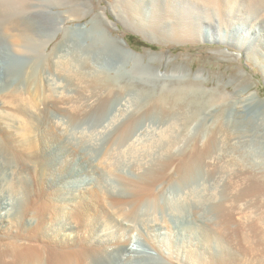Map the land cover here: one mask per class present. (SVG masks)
Masks as SVG:
<instances>
[{
	"label": "rangeland",
	"instance_id": "374dc122",
	"mask_svg": "<svg viewBox=\"0 0 264 264\" xmlns=\"http://www.w3.org/2000/svg\"><path fill=\"white\" fill-rule=\"evenodd\" d=\"M62 1L65 7L50 8L77 6L87 15L72 17L45 52L42 40L53 33L39 28V44L21 52L30 44L16 45L6 22L25 12L22 1L0 0V86L6 79L22 83L30 68L33 77L25 133L0 122V253L16 240L48 252L32 264H53L51 251L73 243L95 264H264V23L253 46L229 27L224 32L243 48L206 37L179 42L130 29L115 0ZM151 4L143 3L147 24ZM241 8L236 30L255 36L264 10ZM76 26L96 28L91 39L69 42ZM120 46L140 59L122 57L121 68L105 70L104 59L118 56ZM62 49L71 66L61 79L43 55ZM152 73L174 78H149ZM60 83L62 102L51 90ZM181 87L190 92L177 104ZM164 97L170 100L162 104ZM26 107L9 93L0 97V109L12 115L23 116ZM173 113L196 114L184 132L186 146L196 148L185 146L167 166L137 169L132 146L154 143ZM198 158L203 167L183 179L182 166ZM226 160H234L228 175ZM137 202L134 230L121 239L115 216L125 217ZM118 240L150 248L154 260L126 252L102 256L105 243Z\"/></svg>",
	"mask_w": 264,
	"mask_h": 264
},
{
	"label": "bare ground",
	"instance_id": "6f19581e",
	"mask_svg": "<svg viewBox=\"0 0 264 264\" xmlns=\"http://www.w3.org/2000/svg\"><path fill=\"white\" fill-rule=\"evenodd\" d=\"M20 1H22L23 11L25 12L19 13V15L15 19L6 22V30L8 33H11L12 39L15 41L16 45L20 46V44L24 42H28L30 44V47H28V49L23 48L21 49V52H33V47H36L37 44H39L37 43V39H35V37L38 36V32L40 30L39 28L45 29V27H48V29L45 30H48V33L52 32L53 35H46L42 40L44 42L45 52L54 35L59 32H66L65 25L74 20L72 17L80 18L87 15L88 13L81 7L77 6H73L71 11L62 12H56L50 8L53 6L65 7L66 5L62 0ZM146 1L147 0H115V5L117 8L121 9V12L119 13H122L124 14L123 16H126L125 21L130 29L137 32H145L150 36L152 35L164 40L167 39L182 42L190 40H201L202 37H206L208 42H217L220 44L222 43L243 48L245 46V43L230 39V36L232 34L229 35V31L231 30V33H236L238 37H247L249 40V45L252 43L251 45L253 46V42L255 40L259 41L258 37L260 36V24L264 23V15L260 14L261 18H256V22L258 23L256 24L255 36H252L251 33L247 32L239 33L235 27L237 23L241 22V19L238 17L240 14L238 13H241L242 6H244V8H247L248 11L252 12H255V10L257 11L258 9L263 11V0H150L152 2V10L149 15H151L152 21L148 24L145 20L147 14L143 12V3H145ZM256 1L260 2L257 9ZM249 2L252 3L251 5L253 6V8L255 7V9L248 7ZM236 11H238V13ZM234 12H236L237 14ZM205 24H208V30L204 29ZM226 24L229 26H227ZM225 27H229L228 33L224 32ZM94 28L96 27L94 26ZM94 28L88 29L85 27L76 26L71 31V35L68 38V41L75 42L79 41V39H83L85 41L89 40L92 37L91 35L95 32ZM119 50L122 53H119V57L116 55L115 57H108L104 59V64L102 65V67L105 70L110 71L115 68H121L122 57H130L135 60L140 59L137 55L131 53L125 48L121 47ZM43 59L44 61H51V65L54 68V73L60 76L61 79L65 76V74H67L70 69L69 66H71V64H69L65 60L64 49H62V51L59 50V52H57L54 57L49 54L45 55L44 53ZM15 68L16 67H14V69ZM30 70L31 68L29 70H24L21 73L22 83H18V85H16V82L13 79H6L5 83L0 86V97H2V94L4 93H9L10 95H12V97L16 98L17 101L23 102L24 106L26 107L28 103H26L27 96L25 97V94L28 93V90L33 83L32 71ZM142 75L145 76V74ZM148 77L157 80L168 77L174 78L173 75L166 76L159 73L149 74ZM37 78L39 82H42V78ZM43 82H45L44 78ZM51 90L56 93V99L62 102L64 98V86L60 83L59 85H56L55 89ZM189 92L190 88L188 87L178 88L177 90H175V96H173L174 100L178 102L177 104L184 103ZM169 100L170 99L164 97L160 100V103L163 104L168 102ZM24 111L25 112L23 113V116H21L15 114L12 115V113H10L8 110L3 111L0 109V122L3 125L7 126L8 129H12L13 131L16 130V132H20V134H23L25 133L23 127L25 121L28 124L32 123L28 121V119H30L29 111L31 110L26 107ZM195 117L196 114L187 116L174 113L170 116H166V127L162 128L158 132L156 137L158 139L154 143L150 145L145 144L143 146L133 145V153L131 154V156L132 161L137 165V169H144V167L151 165H166L170 159L174 157L178 158L179 151L183 149L187 144V140L185 141L184 132L188 128V125L191 123V121L195 119ZM178 121H180L182 124H179ZM56 125L59 127V129H62L61 124L57 123ZM192 146L195 147V145H190L186 146V148ZM3 160L4 149L2 144L0 143V164ZM233 162L234 160H226V164L222 167L224 169V175H228L229 167H234ZM182 167L183 170L181 175L182 178L186 180L187 178H191L193 175H196L195 173L197 171H200V169L203 167V162L200 158H198V161L197 159L192 160ZM138 207L139 203L137 202L133 204V206L127 207V209H125V217L121 214L120 215L122 217H119L118 215L115 216V218L120 222V231H122V233L120 232L118 235L119 238L124 239V234L128 235L129 232L134 230L132 222L138 220ZM164 223H161L159 226L163 227L165 225ZM73 227L75 226H72V229ZM262 239L264 243V235ZM109 242L105 243L107 247L102 250V256H111L115 253L126 252V254H128V257L131 259L134 256H140L143 258L146 257L148 259L154 260L153 253L150 251V248L146 246L133 243L130 240L127 241V244H122V242H126L123 240H118L117 242L113 243ZM73 245L74 246L70 249L64 250L62 252H57V250L51 251L53 254L51 258L53 264H95L93 258L94 256L92 254L85 253L86 256L84 255L85 257H83V249L78 245L76 246V243H73ZM5 246L6 248L0 253V257L5 264H32L33 262L41 261L43 257H48V252H40V250L36 246H32L26 243L24 244L20 241L12 240L6 243ZM106 263L107 262L105 260V264Z\"/></svg>",
	"mask_w": 264,
	"mask_h": 264
}]
</instances>
